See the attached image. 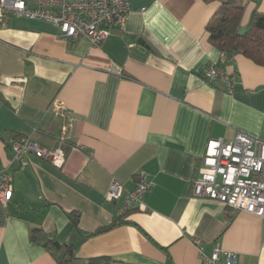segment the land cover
<instances>
[{"label": "crops", "instance_id": "0c3cea01", "mask_svg": "<svg viewBox=\"0 0 264 264\" xmlns=\"http://www.w3.org/2000/svg\"><path fill=\"white\" fill-rule=\"evenodd\" d=\"M127 1L123 28L99 46L59 40L42 21L0 23V169L13 185L0 203V264H57L33 229L82 261L103 259L95 264H205L200 253L215 249L264 264V218L192 195L208 141L244 132L264 142V68L209 43L222 0ZM254 12L264 15V0H246L240 31ZM210 65L234 77L232 93L202 76ZM53 101L68 125L63 167L31 154L11 161V138L60 145ZM140 172L151 185L143 206L121 215L123 199L104 195L113 181L132 191Z\"/></svg>", "mask_w": 264, "mask_h": 264}, {"label": "built area", "instance_id": "2783aa9c", "mask_svg": "<svg viewBox=\"0 0 264 264\" xmlns=\"http://www.w3.org/2000/svg\"><path fill=\"white\" fill-rule=\"evenodd\" d=\"M30 7L26 0H0V23L9 17L25 18L48 23L57 30L59 40L73 43L84 37L93 46H99L114 31L121 30L129 13L127 0H33ZM202 76L225 83L227 93L235 88L234 77L223 74L215 65L205 67ZM52 107L63 119L57 138L60 144L49 150L28 138H11L7 147L11 161L31 154L56 169L63 167L65 153L61 145L67 139L68 125L64 122L63 106L53 101ZM144 172L137 175L135 188L125 191L113 181L104 195L107 203L123 199L120 214L125 215L135 207L143 206V197L150 189ZM13 193L12 177L0 169V203L6 207ZM192 195L219 201L233 212H244L264 218V142L244 132H238L232 141H208L192 183ZM200 252V250H199ZM205 264H236L235 255L215 249L210 256L200 253Z\"/></svg>", "mask_w": 264, "mask_h": 264}, {"label": "trees", "instance_id": "16d2710c", "mask_svg": "<svg viewBox=\"0 0 264 264\" xmlns=\"http://www.w3.org/2000/svg\"><path fill=\"white\" fill-rule=\"evenodd\" d=\"M205 3L213 0H201ZM246 0H222L206 30L208 41L223 55L233 56L241 54L254 64L264 68V15L254 12L244 29L240 31V22L245 9ZM70 222L74 227L77 225L76 214L69 215ZM115 221L108 230L115 226ZM31 241L43 247L57 264H95L103 259H90L82 261L77 258L73 247L67 244H59L48 238L41 230L33 229Z\"/></svg>", "mask_w": 264, "mask_h": 264}]
</instances>
